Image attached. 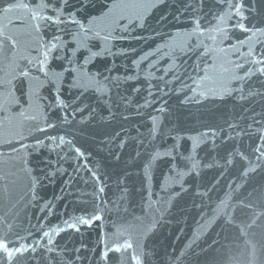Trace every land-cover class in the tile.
Returning <instances> with one entry per match:
<instances>
[{
  "label": "water",
  "instance_id": "obj_1",
  "mask_svg": "<svg viewBox=\"0 0 264 264\" xmlns=\"http://www.w3.org/2000/svg\"><path fill=\"white\" fill-rule=\"evenodd\" d=\"M0 264H264V0H0Z\"/></svg>",
  "mask_w": 264,
  "mask_h": 264
}]
</instances>
